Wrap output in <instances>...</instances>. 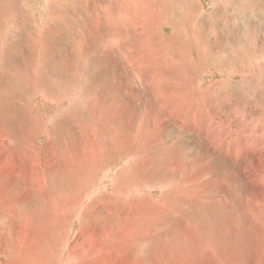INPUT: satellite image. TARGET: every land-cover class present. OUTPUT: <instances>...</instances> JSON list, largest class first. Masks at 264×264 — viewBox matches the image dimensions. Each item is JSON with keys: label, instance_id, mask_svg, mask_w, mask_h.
Instances as JSON below:
<instances>
[{"label": "rangeland", "instance_id": "obj_1", "mask_svg": "<svg viewBox=\"0 0 264 264\" xmlns=\"http://www.w3.org/2000/svg\"><path fill=\"white\" fill-rule=\"evenodd\" d=\"M263 112L264 0H0V264H264Z\"/></svg>", "mask_w": 264, "mask_h": 264}, {"label": "bare ground", "instance_id": "obj_2", "mask_svg": "<svg viewBox=\"0 0 264 264\" xmlns=\"http://www.w3.org/2000/svg\"><path fill=\"white\" fill-rule=\"evenodd\" d=\"M138 5V4H137ZM264 113V112H263ZM261 137H262V135H261ZM264 137V136H263ZM113 139V138H112ZM263 140L264 139H262V141L261 142H263ZM263 145V144H262ZM262 145L260 146V149H258V160L260 159L261 161H264V150H262L264 147H262ZM264 146V145H263ZM258 191L260 192L261 191V193H263L264 194V166L263 167H259L258 166ZM260 182H263V186H261L260 185ZM263 190V191H262ZM259 194V193H258ZM263 202H264V200H263ZM262 201H259L258 200V214H259V217H260V220H261V222L262 223H264V203H263ZM208 245V244H207ZM189 246V245H188ZM196 246V245H195ZM194 245H192L191 247H189V249H190V251H188L190 254H191V252H193V251H195L197 248L195 247ZM224 249V248H223ZM155 250H157V248L155 249ZM159 250V249H158ZM227 250H229L230 251V249H227ZM227 250H225V251H227ZM222 251V250H221ZM188 252H185L186 254L188 253ZM204 252V251H203ZM220 252V251H219ZM228 252V251H227ZM200 253V252H199ZM222 253H223V251H222ZM230 253V252H229ZM184 254V253H183ZM189 254V255H190ZM159 255V254H158ZM188 255V254H187ZM189 255H188V257H189ZM195 255V254H194ZM201 255V254H200ZM220 255H221V253H220ZM196 256V255H195ZM202 256V255H201ZM204 256V255H203ZM226 256V255H225ZM183 257V256H182ZM187 257V256H186ZM151 258V257H150ZM172 258V257H171ZM185 258V257H184ZM190 258V257H189ZM192 258H193V256H192ZM225 258V257H224ZM223 258V259H224ZM169 259V261L167 260V258H164L163 260H162V262H161V264H168L169 262H172L171 260H170V258H168ZM179 259V258H178ZM197 259V258H196ZM206 259H207V257H206ZM153 260V259H152ZM174 260V259H173ZM177 260V259H176ZM151 261V260H150ZM198 261V260H197ZM177 262H179V264H199V263H192L191 261H189L188 259L186 260V261H180V260H177ZM201 262V261H200ZM210 262V261H209ZM213 262V261H212ZM211 262V264H213ZM158 264H160V263H158ZM170 264V263H169ZM172 264V263H171ZM174 264V263H173ZM223 264V263H222Z\"/></svg>", "mask_w": 264, "mask_h": 264}]
</instances>
